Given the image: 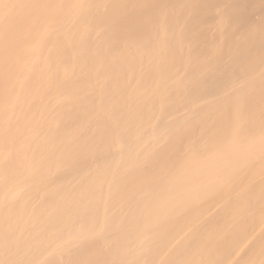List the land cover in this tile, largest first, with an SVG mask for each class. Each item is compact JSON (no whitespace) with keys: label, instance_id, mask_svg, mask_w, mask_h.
Listing matches in <instances>:
<instances>
[{"label":"bare ground","instance_id":"1","mask_svg":"<svg viewBox=\"0 0 264 264\" xmlns=\"http://www.w3.org/2000/svg\"><path fill=\"white\" fill-rule=\"evenodd\" d=\"M0 264H264V0H0Z\"/></svg>","mask_w":264,"mask_h":264}]
</instances>
